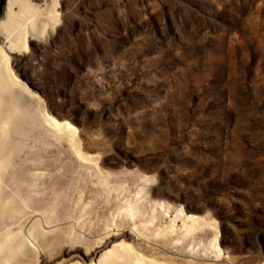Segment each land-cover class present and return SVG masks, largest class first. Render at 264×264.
<instances>
[{"label":"rangeland","instance_id":"374dc122","mask_svg":"<svg viewBox=\"0 0 264 264\" xmlns=\"http://www.w3.org/2000/svg\"><path fill=\"white\" fill-rule=\"evenodd\" d=\"M31 4L0 40L30 91L0 90L28 116L0 115V264H264V0Z\"/></svg>","mask_w":264,"mask_h":264},{"label":"bare ground","instance_id":"6f19581e","mask_svg":"<svg viewBox=\"0 0 264 264\" xmlns=\"http://www.w3.org/2000/svg\"><path fill=\"white\" fill-rule=\"evenodd\" d=\"M31 2L32 0H7V19L5 21L0 22V40L4 42V44H10V47L7 49V51L9 52H12L14 46L18 45V42L22 37L23 31H25V27L22 26V24L18 25V22H15L14 19L11 18L14 14L13 9L16 5H20L19 15L21 16V18L23 16H27V19L32 22L31 26H34L33 21L38 18V14L36 13H39V9L37 7H34ZM3 36L7 37L4 38ZM5 48L0 47V90L6 88L3 82L5 79H7L10 81V83H8L7 85V90L11 91L12 93L13 91H21L22 94L29 95L30 91L23 84L17 81V79H15V77H13L9 72L7 68L8 59L6 57L7 55ZM15 104H21V97L15 101ZM0 115L4 120V123L7 124V126L9 127V130H12L13 133L18 135H26L28 130V116L24 115L19 109H17V107L10 110L8 108H5V105L2 107L0 105ZM45 123L50 124L51 129H53L57 133L62 134L64 131L73 133V128L67 121H58L45 116ZM6 152L7 151H5L4 149L1 152L2 156L0 157V165H8L7 162L9 161V153Z\"/></svg>","mask_w":264,"mask_h":264},{"label":"water","instance_id":"95a60500","mask_svg":"<svg viewBox=\"0 0 264 264\" xmlns=\"http://www.w3.org/2000/svg\"><path fill=\"white\" fill-rule=\"evenodd\" d=\"M3 4V0H0V13H1V5Z\"/></svg>","mask_w":264,"mask_h":264}]
</instances>
